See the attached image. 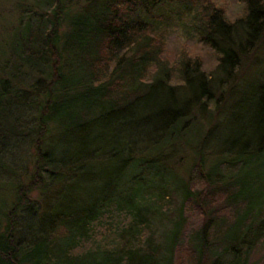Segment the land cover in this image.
Masks as SVG:
<instances>
[{
    "label": "trees",
    "instance_id": "1",
    "mask_svg": "<svg viewBox=\"0 0 264 264\" xmlns=\"http://www.w3.org/2000/svg\"><path fill=\"white\" fill-rule=\"evenodd\" d=\"M15 1L26 10L18 28L28 29L15 33L14 70L0 79V157L17 143L8 137H38L28 185L0 208V264H257L264 81L230 105L222 136L223 127L205 123L264 30V0H239L236 19L213 0H106L76 12L67 0ZM172 12L189 19L196 42L216 56L217 81L185 48L170 61L163 56L160 26ZM113 123L123 158L117 176L89 202L27 215L18 228L12 217L31 209L29 193L63 182L65 160L99 155L107 142L95 132ZM62 126L78 131L65 137L73 142L53 138L43 150ZM58 145L69 147L63 159L53 157ZM217 197L226 209L219 215L210 208ZM195 207L203 220L190 226Z\"/></svg>",
    "mask_w": 264,
    "mask_h": 264
},
{
    "label": "rangeland",
    "instance_id": "2",
    "mask_svg": "<svg viewBox=\"0 0 264 264\" xmlns=\"http://www.w3.org/2000/svg\"><path fill=\"white\" fill-rule=\"evenodd\" d=\"M38 1L40 0H34V3H38ZM65 2L71 12H76L83 8H92L95 5L106 2V0H67ZM213 2L223 8L225 14L231 19L238 18L243 10V5L239 0H213ZM31 3V1H26L27 5ZM25 11L24 8H19L15 0H0V79H4L7 72L14 70L13 65L15 59L9 52L11 50L10 47L14 45L12 40L15 33H19L18 29H28L27 23L20 28H18L17 24L21 13H25ZM22 15L24 16V14ZM175 16L176 15L172 12L169 20L164 21L160 26L162 35H159L162 36L165 43V54H163V56L170 61L177 56L181 48H185L191 55L197 54L202 57L203 64L212 72V76L217 81L219 77H221V74L215 69L216 56L208 52L200 43L196 42L194 29L189 19L181 15L179 20H177ZM33 18H41V14L36 13ZM238 32L240 33V31ZM239 65L233 79L225 86V89L221 91V97L219 98L221 107L218 112L214 113L208 121H204L200 118L204 122L207 121L205 123L206 128L214 129L218 126L221 128L223 127L221 136L224 134V121L230 105L242 93L249 90L250 87L264 81V30L254 48L248 54L240 58ZM219 92H217V94ZM19 110L22 109L19 108L13 112ZM19 115L23 114L19 113ZM26 116L31 117L32 113L30 112ZM119 130V125L113 123L106 131H96L95 134L100 135V137L107 142L100 145L102 148L99 155L90 158L92 155L90 156L89 154V156H85L82 160H79L78 163L73 162L70 166L68 161L65 160L64 169L66 171V177L63 182L52 186L50 189L47 187L44 192L42 191L43 186H36L28 195L31 209L29 211L22 210V212L24 211L23 213L21 212L12 217L14 221H16V225L19 224L18 221L20 219L23 222L21 228L24 230V222L26 224L27 220H29L27 215L35 219L44 213L48 214L49 212L57 210L68 211L84 204L76 202L84 201L87 203L92 196L98 194L109 178L117 176L119 168L122 166L123 158L122 155L120 157L122 147L120 145L121 136L119 137ZM73 132L75 133L78 131L62 126L59 132L55 134L51 133L48 136L46 135L47 138H45L46 142L43 150L51 148L53 138L55 139L54 143L66 141V135L72 134ZM85 136L88 137L91 136V134H86ZM37 137L38 135L36 134H33V136L29 138L26 136L23 138L8 137L10 141L17 139V143L6 148L4 155L0 157V208H6V202L9 203L11 200L13 201L14 194L18 191L17 189L25 188L26 185H28L35 160L34 147ZM67 141L73 142L71 138ZM214 143L216 144L218 142L214 141ZM62 146L63 145H58L55 147L53 150L54 152H52L53 157L58 159H63L65 157L63 151H68L69 147ZM86 158L90 159L85 160ZM78 167H81V169H78ZM197 186L200 187L201 183H197ZM65 196L67 197L66 199L64 198ZM205 201L206 200H203V202ZM210 208L213 209L212 213L216 212L218 215L226 212L225 203L220 197H217L214 203L212 202ZM188 215L189 219L187 222L190 226H194L196 223L199 224L203 220L200 210H196V207L192 209ZM17 226L20 228L19 225ZM251 260L257 262V264H264V246L256 249L251 256Z\"/></svg>",
    "mask_w": 264,
    "mask_h": 264
}]
</instances>
